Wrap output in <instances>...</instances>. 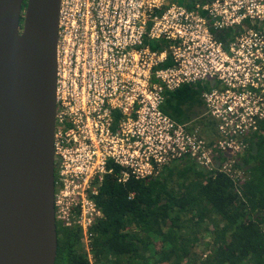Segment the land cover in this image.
<instances>
[{
  "label": "built area",
  "instance_id": "obj_1",
  "mask_svg": "<svg viewBox=\"0 0 264 264\" xmlns=\"http://www.w3.org/2000/svg\"><path fill=\"white\" fill-rule=\"evenodd\" d=\"M262 25L264 0H60L55 220L87 243L93 197L116 166L121 182L183 162L242 178L238 157L264 118ZM197 83L211 130L161 109L167 91ZM67 118L81 125L70 147Z\"/></svg>",
  "mask_w": 264,
  "mask_h": 264
},
{
  "label": "trees",
  "instance_id": "obj_2",
  "mask_svg": "<svg viewBox=\"0 0 264 264\" xmlns=\"http://www.w3.org/2000/svg\"><path fill=\"white\" fill-rule=\"evenodd\" d=\"M204 89L197 83L167 91L161 109L211 130L202 118ZM239 158L243 177L236 182L186 162L121 182L116 166L93 197L101 215L88 228L87 252L81 227L56 221L55 264H264V118ZM202 244L209 250L205 259L194 250Z\"/></svg>",
  "mask_w": 264,
  "mask_h": 264
},
{
  "label": "water",
  "instance_id": "obj_3",
  "mask_svg": "<svg viewBox=\"0 0 264 264\" xmlns=\"http://www.w3.org/2000/svg\"><path fill=\"white\" fill-rule=\"evenodd\" d=\"M0 0V264H55L60 0Z\"/></svg>",
  "mask_w": 264,
  "mask_h": 264
},
{
  "label": "flooded vegetation",
  "instance_id": "obj_4",
  "mask_svg": "<svg viewBox=\"0 0 264 264\" xmlns=\"http://www.w3.org/2000/svg\"><path fill=\"white\" fill-rule=\"evenodd\" d=\"M257 25V24H256ZM261 33L264 34V25H262V27L260 28ZM65 128H66V132H65V140H66V145L67 147H70L71 145H73V141L74 138H76V135H80L81 133V125L80 124H76L75 121H73L70 118L66 119L65 122ZM57 174V170H56V166H54V176L56 177ZM199 247H201V249H203L204 251H206L205 253L202 254V259H205L209 256V250H205L204 249V244L202 245H197Z\"/></svg>",
  "mask_w": 264,
  "mask_h": 264
},
{
  "label": "rangeland",
  "instance_id": "obj_5",
  "mask_svg": "<svg viewBox=\"0 0 264 264\" xmlns=\"http://www.w3.org/2000/svg\"><path fill=\"white\" fill-rule=\"evenodd\" d=\"M26 2H27V0H23V3H22V10H21L22 14H21V17H20V22H19L20 29H21L22 24H23V16H24V11H25V7H26ZM178 2H179V3H183V0H178ZM187 5H189V3H188ZM202 104H203V103H202ZM198 126H199V128H200V127H202L203 125H198ZM206 240H208V237H206ZM82 241H83V238H82ZM88 247H89V246L87 245V243L83 241L82 251H86ZM198 250H199V251H198L199 253H200V252H202V253H205V252H206V251H204L203 249H201V247H199ZM86 252H87V251H86ZM199 253H198V254H199Z\"/></svg>",
  "mask_w": 264,
  "mask_h": 264
},
{
  "label": "crops",
  "instance_id": "obj_6",
  "mask_svg": "<svg viewBox=\"0 0 264 264\" xmlns=\"http://www.w3.org/2000/svg\"><path fill=\"white\" fill-rule=\"evenodd\" d=\"M240 159V158H239ZM241 161V159L239 160V162ZM198 248H199V246H196L195 248H194V250L196 251V253H199L198 251Z\"/></svg>",
  "mask_w": 264,
  "mask_h": 264
}]
</instances>
